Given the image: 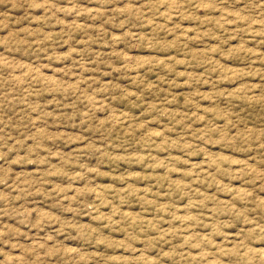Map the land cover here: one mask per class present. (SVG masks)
<instances>
[{
	"label": "rangeland",
	"instance_id": "1",
	"mask_svg": "<svg viewBox=\"0 0 264 264\" xmlns=\"http://www.w3.org/2000/svg\"><path fill=\"white\" fill-rule=\"evenodd\" d=\"M0 264H264V0H0Z\"/></svg>",
	"mask_w": 264,
	"mask_h": 264
}]
</instances>
